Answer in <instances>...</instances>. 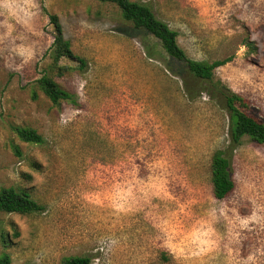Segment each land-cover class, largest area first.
Instances as JSON below:
<instances>
[{
    "label": "rangeland",
    "instance_id": "1",
    "mask_svg": "<svg viewBox=\"0 0 264 264\" xmlns=\"http://www.w3.org/2000/svg\"><path fill=\"white\" fill-rule=\"evenodd\" d=\"M177 32L197 61H229L214 81L264 122V0H133ZM57 16L83 64L50 57ZM148 48L153 57L146 54ZM169 67V68H168ZM183 64L99 0H0V189L43 206L0 212L11 264H264V145L234 144L221 96H187ZM48 74L72 100L52 103ZM34 129L41 144L22 141ZM229 158L233 191L213 195L212 153ZM19 154H17V152Z\"/></svg>",
    "mask_w": 264,
    "mask_h": 264
},
{
    "label": "trees",
    "instance_id": "2",
    "mask_svg": "<svg viewBox=\"0 0 264 264\" xmlns=\"http://www.w3.org/2000/svg\"><path fill=\"white\" fill-rule=\"evenodd\" d=\"M99 1L117 5L124 20L131 22L134 28L140 29L156 38L167 56L183 64L186 75H189L195 81L193 85H189L185 77H183L185 90L189 98L194 99L202 89L205 90L206 87L202 85V82L209 83L210 87H207L205 91L210 95L219 94L229 113V134L234 144L239 143L243 137L247 136L252 141L264 145V122L248 113L250 107L247 100L242 95L227 88L220 80L214 81L215 69L228 62V58L211 62L188 58L184 50L177 44V32L171 29L164 21L156 18L151 8L145 3L133 0ZM49 20L55 31L50 51L53 66L60 70L59 72H62L64 68L57 64L63 57L77 60L83 64L82 59L72 52L69 41L63 38L61 24L57 16L50 14ZM146 54L149 57H153L152 52L148 48H146ZM35 83L54 104H58L62 100H72L71 94L63 90L46 73L38 78ZM15 132L24 142L37 144L44 142L43 137L34 129L16 127ZM16 152L19 154L18 151ZM210 181L213 195L217 199L227 197L234 189L229 158L220 149L215 150L211 155ZM42 210L43 206L34 200L27 191L12 186L0 189V212L32 214ZM89 263L90 258L88 256L74 255L64 258L61 264ZM0 264H11L10 257L7 254L0 255Z\"/></svg>",
    "mask_w": 264,
    "mask_h": 264
}]
</instances>
